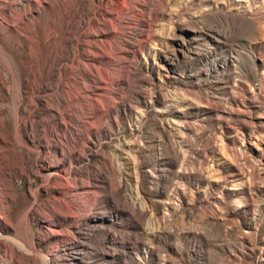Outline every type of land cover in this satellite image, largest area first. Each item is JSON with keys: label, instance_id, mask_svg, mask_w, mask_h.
I'll return each mask as SVG.
<instances>
[{"label": "rangeland", "instance_id": "rangeland-1", "mask_svg": "<svg viewBox=\"0 0 264 264\" xmlns=\"http://www.w3.org/2000/svg\"><path fill=\"white\" fill-rule=\"evenodd\" d=\"M0 264H264V0H0Z\"/></svg>", "mask_w": 264, "mask_h": 264}]
</instances>
